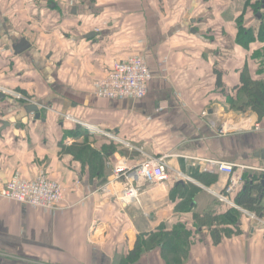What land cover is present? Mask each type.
Masks as SVG:
<instances>
[{"label": "crops", "instance_id": "obj_1", "mask_svg": "<svg viewBox=\"0 0 264 264\" xmlns=\"http://www.w3.org/2000/svg\"><path fill=\"white\" fill-rule=\"evenodd\" d=\"M31 1L0 0V85L24 90L48 112L37 117L25 110L29 102L0 96V189L16 172L31 180L44 174L64 189L65 208L0 196V264H118L140 235L189 229L190 218L221 208L209 190L223 189L230 175L205 172L195 159L264 173V158L255 156L264 149V117L238 111L243 119L228 101L243 75L264 80V20L248 8L254 0H57L50 11L43 0ZM35 7L47 16L43 21ZM50 20L56 32L45 27ZM90 32L97 34L88 39ZM23 38L31 47L17 54ZM132 54L152 72L147 96L99 98L95 81ZM231 115L244 127L261 128L218 134ZM85 145L98 157L86 155ZM162 154H169L170 178L144 185L139 201L121 199L124 180L109 193L99 190L111 178V163L135 166ZM176 182L198 188L188 210ZM238 230L215 243L200 228L179 264H264V227L246 218ZM127 264L168 263L157 245Z\"/></svg>", "mask_w": 264, "mask_h": 264}, {"label": "built area", "instance_id": "obj_2", "mask_svg": "<svg viewBox=\"0 0 264 264\" xmlns=\"http://www.w3.org/2000/svg\"><path fill=\"white\" fill-rule=\"evenodd\" d=\"M153 78L152 72L145 59L136 54L129 55L122 61H116L113 69L103 78L95 82L96 95L99 98L108 99H142L147 96L148 83ZM0 91L13 96L18 100L31 102L32 100L22 93L0 86ZM207 113V112H204ZM207 115V114H206ZM71 118L70 115H65ZM257 128L260 126L257 125ZM91 128V127H89ZM119 139L117 136H113ZM120 140V139H119ZM166 155L162 157L147 156L135 166H129L124 163H111V178L100 187L104 193L111 192V185L118 181H126L128 186L123 191L124 203L139 201L140 189L145 183H160L169 179L170 164L166 160ZM207 170H216V172L226 173L232 176V184L227 188L225 195H220L221 199L231 205H235L226 196L234 191L240 183V177L237 176L233 163H227L219 160H208ZM183 179H190L187 175L178 172ZM0 196L5 199L14 200L23 204H28L49 210H60L65 208L64 189L60 184L51 180L46 175H41L36 179H25L19 172H16L7 184L0 189ZM251 219L259 221L264 225V221L258 216L251 215Z\"/></svg>", "mask_w": 264, "mask_h": 264}, {"label": "trees", "instance_id": "obj_3", "mask_svg": "<svg viewBox=\"0 0 264 264\" xmlns=\"http://www.w3.org/2000/svg\"><path fill=\"white\" fill-rule=\"evenodd\" d=\"M31 3L35 5V1L32 0ZM251 5L248 6L250 8ZM255 11V10H254ZM256 13V11H255ZM245 15V14H243ZM249 31V30H248ZM250 33L252 34V30L250 29ZM251 41H253V37H250ZM248 39V42H250ZM262 68L264 70V64H262ZM264 76V73H263ZM241 85L235 87V95L228 99L230 104H232L233 108L237 111L247 112L253 111L260 114L261 117H264V80L261 78L260 80H254L249 76L243 75L241 80ZM22 93L24 96L29 97L24 90H16ZM18 102H25L24 100H19ZM242 104V105H241ZM83 152L86 155H90L93 157H98V153L93 150L88 145H85L82 148ZM71 153L75 152V149L72 147L69 149ZM91 169L94 170L91 166ZM104 169L100 170V174H96L95 176L102 175ZM94 175V173H93ZM206 174L202 175L203 178ZM94 176V177H95ZM210 177V175H207ZM214 179V178H211ZM206 182L207 179L203 178ZM244 184L242 188L239 190L238 194L233 197V201L235 204L243 207L244 209L257 214L260 217H264V207H263V199H264V173H255L250 175V173L244 174ZM179 186L177 189V193L182 197L184 205L181 208L184 210H188L191 208V203L193 201V197L198 191V188L194 185L189 186V189H182V182H176L175 186ZM176 194V195H178ZM221 203V202H220ZM208 217L201 218L197 216V219H201L203 224L206 220H210L209 224L210 231L212 232L213 239L215 243H219L222 239L224 234L231 235L233 229H237L242 223H244L245 219H249L247 214L241 209L236 208L230 204L221 203V208L217 209L214 212L208 213ZM190 218L193 222L196 220ZM205 219V220H203ZM223 225L228 227L226 229L221 228ZM183 225L176 226L173 230H166L164 227H161L157 232H152L150 234H143L140 235L137 239L135 248L130 252L128 257L121 259L118 264H127V263H134L138 261L141 255L148 249L153 248L157 245L163 246V255L167 258L168 264H179L182 261V257L184 256V251L180 249L182 244V239L184 238L185 234L178 229L181 228ZM233 226V227H232ZM188 231V230H186ZM191 231H189V234ZM187 236V234H186ZM174 245L171 250L170 244ZM170 253H173V258H171Z\"/></svg>", "mask_w": 264, "mask_h": 264}, {"label": "rangeland", "instance_id": "obj_4", "mask_svg": "<svg viewBox=\"0 0 264 264\" xmlns=\"http://www.w3.org/2000/svg\"><path fill=\"white\" fill-rule=\"evenodd\" d=\"M35 1V0H34ZM53 1H55V2H57V0H43L42 2H40L42 5H44V10H48V11H50L49 9H51L50 8V4L53 2ZM51 2V3H50ZM261 1L260 0H254V1H252V4H251V7H252V9H254L255 7H256V9L257 8H259L260 7V5H262L261 3H260ZM37 5H39V4H37ZM258 5V6H257ZM40 10V7H35V15H36V17L38 18V20L39 21H43V18H45V17H47V16H44L43 17V15H42V13H41V11H39ZM56 11V10H55ZM263 13H264V9H262L261 10ZM50 13H52V12H50ZM58 14V13H57ZM255 15H256V13H254ZM55 17H57V15H54ZM251 17V16H250ZM52 21L50 20V23H51ZM57 22V21H56ZM253 23H255L256 21L255 20H253L252 21ZM45 27L47 28V29H49L50 31H51V33H53V32H56V30L58 29V27L56 26V24L55 23H51L50 25L48 24V26L47 25H45ZM245 30V29H244ZM243 30V31H244ZM49 37H54V36H52V34H49L48 35ZM126 59V58H125ZM264 59V58H263ZM122 60H124V59H122ZM122 60H117V61H122ZM146 61V60H145ZM116 62V61H115ZM114 62V63H115ZM148 64V63H147ZM149 66V65H148ZM113 67H114V64H113ZM113 67H112V69H113ZM262 67V66H261ZM150 68V67H149ZM111 69V70H112ZM110 70V71H111ZM109 71V72H110ZM108 72V73H109ZM100 79V78H99ZM97 81V80H96ZM95 81V82H96ZM0 86H2V85H0ZM94 86H95V84H94ZM95 94H96V91H95ZM148 94V93H147ZM31 99V98H30ZM108 99V98H107ZM132 99V98H131ZM143 99V98H142ZM135 100V99H134ZM138 100V99H137ZM35 101V100H34ZM242 105V104H241ZM231 106H233V105H231ZM205 112H207V111H205ZM234 112V111H233ZM236 115H239V116H241V117H243L244 116V114H241L240 112H238V111H235L234 112ZM206 114H208V113H204L203 112V115H206ZM229 120H227L229 123H227V121H225L224 123H223V125L221 124V129L219 130V131H217V133L218 134H220V135H223V134H225V133H228V131H234L235 129L236 130H246V129H259V128H261V127H259V128H257L256 126L255 127H252L250 124L249 125H245V127L244 126H242L241 124H240V122L239 121H236V120H238L237 118H238V116H233V115H231V116H229V117H227ZM226 118V119H227ZM245 117H243V119H244ZM219 127V126H218ZM165 154H162V155H155V157H162V156H164ZM169 158V154L168 155H166V160ZM195 160H197V161H199V162H204V166H203V168H205V167H208V160H219V161H223V162H227V163H233V162H228V161H225V160H220V159H195ZM119 163H122V162H119ZM118 163V164H119ZM124 164H127V163H124ZM234 164V166H235V169H236V173H237V176H239L240 177V183H242L241 185H238L237 187H236V189L234 190V191H232V192H230V193H228L227 194V198L228 199H230L232 202H234L233 201V197L235 196V195H237L238 194V192H239V190L242 188V186H243V184L245 183L244 181V168H243V165H239V164H236V163H233ZM127 165H129V164H127ZM130 166V165H129ZM171 169H173V168H170V170ZM241 169H242V171H241ZM170 170H169V173H170ZM240 170V171H239ZM203 171H205L204 169H203ZM209 171H214V172H216V170H207V171H205V172H209ZM169 178H170V176H169ZM191 179V178H190ZM231 180H232V176L230 175V177H229V181L227 182V184L225 185V187L223 188V189H221V190H212V189H210L209 191L210 192H212L213 193V195L214 196H216L217 197V199L220 201V202H222V203H224V204H229L228 202H226L225 200H223V199H221V197H220V195H217L218 193H220V194H223V195H225L226 193H227V188L232 184V182H231ZM167 181V180H166ZM190 181V180H189ZM163 182H165V181H163ZM163 182H160V183H145V185H159V184H161V183H163ZM215 193H217V194H215ZM234 204H235V202H234ZM231 205V204H230ZM232 206H234V207H236V208H239V209H241V211H244L246 214H247V216H248V218H249V220L254 224L255 222H257L258 223V225H261V226H263L264 227V225L263 224H261L259 221H256V220H254V219H251V215H255V216H258L257 214H255V213H253V212H250V211H248V210H246V209H244L243 207H240L239 205H237V204H235V205H232ZM260 219H262L263 221H264V217H260V216H258ZM203 220H205V219H203ZM209 221L210 220H206L205 221V223L203 224V221L201 220V219H197L195 222H193L192 220H189V221H187V226H188V228L189 229H187V227L184 225V226H182L181 228H179L178 230L179 231H182V232H184V234H185V236H184V238L182 239V244H181V246H180V249L182 250V253H183V251H184V255H185V252H186V247L190 244V242L191 241H193L195 238V240H197V238L199 237V230H200V228H204V229H208V230H210L211 228H210V224H209ZM257 225V226H258ZM233 227V226H232ZM221 228H224V229H226V228H228V227H226V226H224L223 227V225H222V227ZM186 230H188V231H186ZM189 231H191V233L189 234ZM186 234H187V236H186ZM170 248H171V250H172V248L174 247V245H173V243H172V245L170 244ZM185 247V248H184ZM170 256H171V258H173V253H170Z\"/></svg>", "mask_w": 264, "mask_h": 264}, {"label": "water", "instance_id": "obj_5", "mask_svg": "<svg viewBox=\"0 0 264 264\" xmlns=\"http://www.w3.org/2000/svg\"><path fill=\"white\" fill-rule=\"evenodd\" d=\"M56 4L55 3H52V7H54ZM96 32H90L88 34H86V38L88 39H92L93 37L96 36ZM31 47V43L28 41V39H21L19 41V43L14 46V49H15V52L18 54V53H22L26 50H28L29 48ZM0 96L1 97H5L4 93H0ZM41 107H45L46 109L45 110H41ZM25 110L28 112V113H34L37 115V117H41V116H46L47 115V109H48V106L38 102V101H32L31 103H28L25 105ZM255 116V114H253ZM3 125L4 127L6 128L7 126H9L10 124L6 121H3ZM255 156L257 157H263L264 158V149L263 150H260V151H257ZM258 225L257 222H255L253 224L254 227H256Z\"/></svg>", "mask_w": 264, "mask_h": 264}, {"label": "flooded vegetation", "instance_id": "obj_6", "mask_svg": "<svg viewBox=\"0 0 264 264\" xmlns=\"http://www.w3.org/2000/svg\"><path fill=\"white\" fill-rule=\"evenodd\" d=\"M261 2V4L262 5H260V7L259 8H257L256 9V7H255V11H256V16L258 17V18H260V20H264V13L261 11L262 9H264V0H260ZM258 6V5H257Z\"/></svg>", "mask_w": 264, "mask_h": 264}]
</instances>
